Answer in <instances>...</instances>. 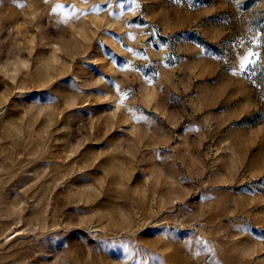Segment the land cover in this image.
Returning <instances> with one entry per match:
<instances>
[{"label": "rangeland", "instance_id": "rangeland-1", "mask_svg": "<svg viewBox=\"0 0 264 264\" xmlns=\"http://www.w3.org/2000/svg\"><path fill=\"white\" fill-rule=\"evenodd\" d=\"M0 264H264V0H0Z\"/></svg>", "mask_w": 264, "mask_h": 264}]
</instances>
